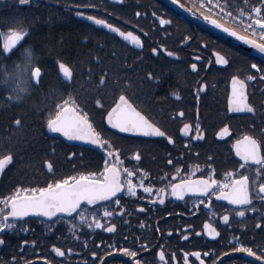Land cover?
Listing matches in <instances>:
<instances>
[{"label":"flooded vegetation","instance_id":"1","mask_svg":"<svg viewBox=\"0 0 264 264\" xmlns=\"http://www.w3.org/2000/svg\"><path fill=\"white\" fill-rule=\"evenodd\" d=\"M205 2L206 6L201 7L200 0H180L184 5L181 8L175 0H0V32L17 30V22H26L21 28L37 22L47 38L58 42L60 51L47 54L51 57H34L41 69L38 80L48 77L49 65L64 84H73L58 94L63 98L71 96L79 110L88 113L103 139L119 149L121 183L130 179L138 185L134 196L126 193L125 186L113 197L91 205L81 201L78 210L57 214L56 218H15L14 227L0 229V264H136L137 260L140 264H264L260 259L264 255V194L250 190L247 205H234L222 196L208 193L173 196L169 187L178 180L207 176L209 172L217 181H224V173L229 170L233 171V178L247 174L250 181L255 178L264 182V164L243 161L233 148L234 141L248 134L258 140L264 157V53L199 15H212L251 36L231 17L225 20L215 6L220 4L225 13L235 16L237 9L249 10L245 0ZM258 3L260 0H247L250 6ZM88 16L133 32L140 37L139 44L94 24ZM160 17L166 20L165 24H160ZM28 33L27 29L24 41L10 54L18 48H30L25 45ZM185 36L189 39L185 40ZM152 48L157 51L153 53ZM215 52H220L227 63L218 64ZM19 59H9L7 66ZM57 61L70 68V83L64 81ZM193 63L196 69L190 67ZM253 63L257 69L251 68ZM101 75L105 77L103 82L99 80ZM233 75L245 81V100L253 110H229ZM249 75L251 80L247 79ZM201 83L205 85L203 89L199 87ZM121 91L164 136L125 132L107 123V110ZM36 92L29 89L24 96ZM173 92L179 95L174 96ZM97 99L99 105L95 103ZM185 123L189 128L182 133L180 128ZM224 124L228 125V133L217 137L216 132ZM45 132L44 138L28 139L25 159L15 160L11 154V163L0 172V200L18 185L38 187L66 175L99 173L104 168L106 157L99 146L54 130L50 134L47 125ZM168 136L172 137L171 142ZM69 152L73 156L69 157ZM45 160L51 163V169L44 165ZM107 162L117 163L114 158H107ZM177 168L179 172L173 176ZM139 185L151 187L152 191L144 192ZM160 189H164L163 202L153 199L159 196ZM249 207L252 211L247 210ZM240 208L245 209L244 216L236 215ZM104 211L111 216L105 217ZM225 212L229 219L221 221ZM81 216L86 219L81 220ZM94 217L102 221L100 227L88 226ZM205 220L216 229V236L204 231ZM108 223L114 225L112 230L107 229ZM238 244L251 247L257 255L244 252ZM53 245L63 255L57 254ZM120 248L135 255L120 252ZM197 251L200 256L192 255ZM157 252H162L163 257Z\"/></svg>","mask_w":264,"mask_h":264},{"label":"snow or ice","instance_id":"2","mask_svg":"<svg viewBox=\"0 0 264 264\" xmlns=\"http://www.w3.org/2000/svg\"><path fill=\"white\" fill-rule=\"evenodd\" d=\"M23 2V0H21ZM175 2L183 8L184 5L180 4V0H175ZM200 6L205 7V0H200ZM220 9V14H222L225 20L231 17L234 23L242 25L244 31H250L252 35H244L237 31L234 27H228L225 23H221L220 20L215 19L212 15H205L200 12L199 15L202 16L209 24L222 29L224 32L237 37L239 40L245 41L246 43L252 45L254 48L258 49L261 53H264V0H260V3L256 5H247V0H245V7L249 10L237 9V14L232 16V14L225 13L220 4L215 5ZM227 7V5H224ZM192 11L191 8L188 9ZM197 12H193L196 15ZM139 15V13H137ZM155 16V13H153ZM94 24L102 25L105 28L111 30L113 33L118 34L120 37L130 39V41L139 44L140 37L136 36L131 31H122L119 27L112 23H108L102 18L96 16H88ZM160 24H165L166 20L163 17L159 19ZM27 32L26 28H20L19 30L9 29L8 33L5 34L0 32V55L10 54V50L13 46L17 45L18 41L25 36ZM253 36H258V39H254ZM185 40L189 39L187 36L184 37ZM183 43V41H181ZM160 48H164V45H160ZM151 51L155 53L156 48H152ZM168 55L175 56V52H168ZM216 62L218 64H226L227 61L220 54V52H215ZM59 72L63 74L64 77H69L71 74L70 68L63 61H57ZM206 66V65H205ZM192 69H196L197 65L195 63L191 64ZM252 69H257V65L253 63L251 65ZM41 73V69L34 62L33 52L28 47H24L20 53V59L18 61H13L12 65H4L0 63V85H3L4 94L8 97V100L19 101L24 94L30 89L33 82L38 83V77ZM151 77V73H148ZM247 79L251 80L252 76H248ZM99 80L103 82L105 77L101 75ZM232 81V91L228 95V108L231 110L233 107L239 109L253 110V106L246 102L244 94V83L243 79L238 76L233 75L231 77ZM125 83H127L125 81ZM200 89H203L205 85L201 83L199 85ZM172 95L178 96V92H173ZM97 105L100 104V100L95 101ZM54 114H50L46 120V125L49 129L58 131L62 133L65 137L76 138L82 141H89L91 144L97 145L103 149V153L106 157V162L104 168L99 173L92 172H79L73 175H66L62 178H57L54 181L49 180L45 185L38 187H20L16 186L13 192L5 196L0 200V229L12 228L14 227V220L17 217H24L28 213H41L45 217L56 218L57 214L61 213H72L74 210H78L81 205V201L87 202L91 205L97 201L104 200L108 197H113L115 193H118L121 188L126 186V193L131 195H136V188L138 185L133 184L130 179H126V184L121 183V169L117 166L119 162V149L114 147L109 141L103 139L102 133L97 131L88 118L87 112H82L79 110L78 105L71 98V96H65L55 105ZM182 115V112L180 113ZM104 119L108 124L112 125L114 128L121 129L125 132H138V133H155L160 136H164L165 133L161 131L156 124L152 123L145 115L138 111L130 102L126 94L121 91L119 95L115 98V103L107 110V114ZM19 117L14 121L15 124H19ZM189 128V124L185 123L181 126L180 132H186ZM199 128V125H197ZM229 131L228 125L224 124L217 132L216 136L220 137L226 135ZM197 135H202L198 132ZM168 141H172V137H167ZM187 143V141H185ZM233 148L235 149L236 155L239 156L243 161H257L259 164H264V157L261 156V145L258 140L253 138L251 135L245 134L240 139L233 142ZM68 156H73L72 152L68 153ZM133 156H137V153H133ZM107 158H114L117 163L107 162ZM11 159V154L0 155V169H3L8 161ZM44 165L48 169L52 168L49 161L45 160ZM171 163V161H169ZM211 167V166H209ZM128 176L132 173L128 169H123ZM143 173V170H141ZM179 172L177 168L172 175L176 176ZM147 175V173H143ZM227 178L224 181H217L212 173L209 172L207 176H197L195 179L188 178L183 180H178L176 183L169 185L171 188V195L173 196H183L185 192H199L208 193L210 196L223 197L226 200L231 201L234 205H247L250 201V190H257V194H264V182H259L257 179H249L247 174L239 175L236 174L233 178V171L229 170L224 173ZM143 187L144 192H151L152 188L144 185H139ZM227 189L225 191L224 189ZM219 189V190H217ZM160 199L161 202L164 200V189L159 190V196L153 197V199ZM119 205V201H116ZM141 207V205H137ZM248 211H252L249 207ZM123 211V209H121ZM103 215L105 217L111 216V213L104 211ZM237 216H244L245 209L240 208L236 212ZM81 220H85L84 216L80 217ZM221 221H228L229 214L225 212L219 218ZM102 221L97 218H93L89 223V227H100ZM143 223V221H141ZM260 221H257L259 224ZM114 225L111 223L107 224V229L112 230ZM204 231L209 236H216L217 231L212 227L207 220L204 221ZM2 238H0V243H2ZM23 243V242H22ZM147 245H145L146 247ZM238 248L242 249L244 252L256 256L257 253L253 251L251 247H247L243 244H238ZM54 251L63 255L62 250L55 245L52 246ZM113 251L117 249L113 248ZM120 252L128 253L134 256L135 253L131 252L129 249L120 248ZM95 255V253H93ZM158 256L163 257L162 252H157ZM187 255V253L185 254ZM192 255L200 256V253L194 252ZM261 260H264V255L260 256ZM27 264V262H25ZM51 264V261L48 262ZM136 264H140L137 260ZM200 264H204L203 261Z\"/></svg>","mask_w":264,"mask_h":264},{"label":"trees","instance_id":"3","mask_svg":"<svg viewBox=\"0 0 264 264\" xmlns=\"http://www.w3.org/2000/svg\"><path fill=\"white\" fill-rule=\"evenodd\" d=\"M22 23L17 22V30L21 28ZM37 26V22L26 25L30 33L27 35L25 45L30 47L36 59L43 56L51 57L49 55L60 51L58 42L47 38V34ZM21 49L14 50L10 55H0V63L7 66L9 59L20 57ZM46 72L47 78L42 77L38 83L33 82L30 86V89L37 92L23 95L19 101L10 102L4 94L3 85H0V155L10 153L15 160H23L26 147H29L28 139L30 137L40 139L46 136V120L50 114H54L56 103L63 99V95H59L58 92L73 86V84L67 86L58 79L55 69L52 70L49 65ZM17 117H19V124L14 123ZM19 145L25 147L21 149V147L18 148ZM17 173L21 172L17 171Z\"/></svg>","mask_w":264,"mask_h":264},{"label":"water","instance_id":"4","mask_svg":"<svg viewBox=\"0 0 264 264\" xmlns=\"http://www.w3.org/2000/svg\"><path fill=\"white\" fill-rule=\"evenodd\" d=\"M171 3H172V2H171ZM172 4H173V3H172ZM173 5H174V4H173ZM25 37H26V34H25L24 37L21 38V41H18V42H17V45L13 46V49H15L18 45H20V44L24 41ZM13 49H11L10 52H11ZM61 74H62V73H61ZM62 77H63L64 81H66L67 83H70V82H71V78H72V73L70 74L69 77H64L63 74H62ZM47 132L50 133V134H53V133H52V130L49 129L48 127H47ZM55 135H57V134H55ZM10 163H11V159H10V161H8V162L6 163V165L4 166L3 169H0V172H3V171L7 168V166H8ZM27 215H42V214H41V213H28ZM27 215H26V216H27Z\"/></svg>","mask_w":264,"mask_h":264}]
</instances>
